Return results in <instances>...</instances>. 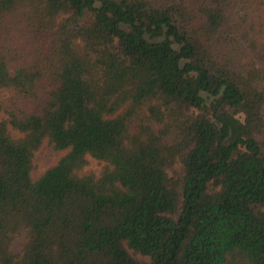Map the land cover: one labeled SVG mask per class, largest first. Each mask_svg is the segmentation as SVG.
Returning <instances> with one entry per match:
<instances>
[{"label":"trees","instance_id":"16d2710c","mask_svg":"<svg viewBox=\"0 0 264 264\" xmlns=\"http://www.w3.org/2000/svg\"><path fill=\"white\" fill-rule=\"evenodd\" d=\"M0 88V264H264V0H0Z\"/></svg>","mask_w":264,"mask_h":264},{"label":"rangeland","instance_id":"374dc122","mask_svg":"<svg viewBox=\"0 0 264 264\" xmlns=\"http://www.w3.org/2000/svg\"><path fill=\"white\" fill-rule=\"evenodd\" d=\"M5 95L3 89L0 88V99H2ZM2 114L0 113V118ZM66 151H55L52 146L48 142H44L40 149L35 153L34 156V170L33 176L38 177L41 173H43L47 168L54 165L58 159L65 154ZM102 163L96 161L95 159L89 158V163L85 167V169H91L94 172L98 173ZM140 260H148L147 257H143L141 255L136 256Z\"/></svg>","mask_w":264,"mask_h":264}]
</instances>
